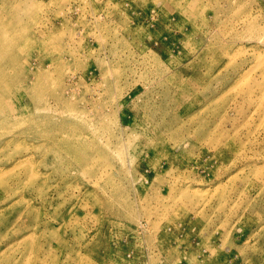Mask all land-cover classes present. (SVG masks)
Masks as SVG:
<instances>
[{
  "label": "rangeland",
  "instance_id": "374dc122",
  "mask_svg": "<svg viewBox=\"0 0 264 264\" xmlns=\"http://www.w3.org/2000/svg\"><path fill=\"white\" fill-rule=\"evenodd\" d=\"M0 264H264V0H0Z\"/></svg>",
  "mask_w": 264,
  "mask_h": 264
}]
</instances>
